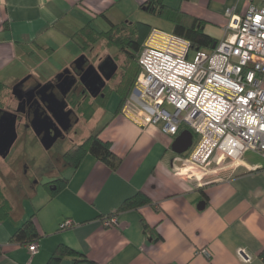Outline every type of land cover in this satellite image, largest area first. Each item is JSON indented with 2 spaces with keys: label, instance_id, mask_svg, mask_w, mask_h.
<instances>
[{
  "label": "crops",
  "instance_id": "0c3cea01",
  "mask_svg": "<svg viewBox=\"0 0 264 264\" xmlns=\"http://www.w3.org/2000/svg\"><path fill=\"white\" fill-rule=\"evenodd\" d=\"M147 1L0 0V83L11 91L24 78L47 82L72 64L65 58L76 54L75 45L80 48L76 56L89 47L96 59L111 57L97 53L102 44L111 46L101 39L87 41L81 30L102 31L94 27L100 20L108 28L121 21L146 23L149 11L142 5ZM162 3L202 21L203 31L215 42L225 36L227 8L242 14L250 3L264 5L259 0ZM93 127L120 158L118 167L86 154L75 168H65L67 175L44 186L45 194L30 187L20 196L6 197L10 210L0 220V264H46L59 244L99 264H264L258 257L264 248V163L251 164L242 157L222 177L195 182L180 176L172 137L159 126L142 125L118 107L109 113L106 105L85 124L80 137L86 139ZM32 137L30 128L23 130L22 140ZM58 178L65 181L52 186ZM138 192L150 203L118 212L117 223L105 227L103 220ZM201 201L204 205L198 208ZM30 218L40 235L36 253L28 244L11 242ZM66 219L72 226L59 229ZM59 264L73 260L66 257Z\"/></svg>",
  "mask_w": 264,
  "mask_h": 264
},
{
  "label": "built area",
  "instance_id": "2783aa9c",
  "mask_svg": "<svg viewBox=\"0 0 264 264\" xmlns=\"http://www.w3.org/2000/svg\"><path fill=\"white\" fill-rule=\"evenodd\" d=\"M225 14V36L209 54L196 50L192 60L189 52L195 49L188 40L151 29L138 53L136 81L121 106L134 121L157 125L172 138L182 125L197 136L180 160L181 170L186 162L238 165L247 151L264 158V5L250 3L242 14L227 8ZM116 223L115 216L103 220L105 227ZM71 226L66 219L59 229ZM28 247L36 253L37 241ZM239 254L247 258L244 250Z\"/></svg>",
  "mask_w": 264,
  "mask_h": 264
},
{
  "label": "flooded vegetation",
  "instance_id": "af4514ba",
  "mask_svg": "<svg viewBox=\"0 0 264 264\" xmlns=\"http://www.w3.org/2000/svg\"><path fill=\"white\" fill-rule=\"evenodd\" d=\"M89 49L87 47L68 68L62 70L60 73H65L59 78L60 73L42 84L25 81L21 89H18L19 99L11 92L13 105H0L1 112L17 114V128H30L33 132L31 140L35 145L50 151V155H46L42 160V165L48 168L60 159L63 168L59 172L70 165L68 154L73 153L82 144L83 138L80 135L83 127L103 107L102 102L105 99L106 107L111 95L110 81L116 78L118 70L111 57L96 59ZM48 93H53L54 97ZM90 112V117L87 118L86 115ZM46 115L48 117L44 118ZM31 121L34 129L29 126ZM90 131V135L97 132L95 127ZM76 139L80 141L77 142ZM65 144L70 146L65 148ZM183 155L179 156V160ZM25 173L26 171L22 170L20 180H23Z\"/></svg>",
  "mask_w": 264,
  "mask_h": 264
},
{
  "label": "trees",
  "instance_id": "16d2710c",
  "mask_svg": "<svg viewBox=\"0 0 264 264\" xmlns=\"http://www.w3.org/2000/svg\"><path fill=\"white\" fill-rule=\"evenodd\" d=\"M264 2V0H259ZM147 11L170 21L173 24L172 33L188 40L195 50L202 48H212L215 40L207 35L202 28V21L190 16L179 9L169 7L162 3V0H148L145 4ZM152 26L142 21L111 23L107 30L95 31L93 29H82V33L86 36L87 41L95 42L99 39L103 40L107 46L117 47L125 56L124 61H127V68L134 67L133 72L128 76L125 82L123 93L118 109H121L124 101L129 97L134 81L139 73V66L137 63L138 53L141 45ZM110 58V57H108ZM114 60V58H111ZM115 62V60H114ZM116 64V62H115ZM129 80V81H128ZM119 81V80H118ZM119 86L122 85L121 80ZM6 88L0 83V92L5 91ZM107 99L103 100L102 105L106 103ZM87 113L86 117H90ZM90 154L99 159L112 169H116L120 163V158L117 157L111 150L110 143L101 140L98 133L89 135L83 140L82 144L71 154H68L70 165L75 168L85 157ZM65 178L55 179L52 186L59 187L60 182H64ZM51 182L47 183L50 184ZM59 185V186H58ZM2 185L0 184V220L9 215V202L4 196ZM150 200L144 194L138 192L135 195L125 199L115 212L109 214L107 217L115 216L120 211L136 208L138 206L149 204ZM40 235L36 231L34 221L32 218L26 220L12 235L11 242L18 244H29L38 241ZM2 253V246L0 245V254ZM69 257L73 260V264H99L89 259L85 254L67 246L59 244L46 264H59L63 258ZM258 257L264 263V248L258 253Z\"/></svg>",
  "mask_w": 264,
  "mask_h": 264
},
{
  "label": "rangeland",
  "instance_id": "374dc122",
  "mask_svg": "<svg viewBox=\"0 0 264 264\" xmlns=\"http://www.w3.org/2000/svg\"><path fill=\"white\" fill-rule=\"evenodd\" d=\"M144 19L147 21V24L152 26V28L159 29L166 33H172L173 31V24L170 21L161 18L157 15H154L151 12L145 13ZM94 27L98 30H106L108 28V24L100 20L95 23ZM96 45L97 44H94V46ZM74 47V50L76 52L74 56H76L77 53H79L80 48H78L76 45ZM199 51H204L205 53L209 54L208 48H202ZM97 53L100 55L104 53L110 54L111 57L114 58L118 66V70L115 76L116 78H113L110 81L111 95L107 103V111L110 113L118 107L122 95L126 91L124 89L125 82L128 79V76L133 72L134 67L132 66L131 68H127L128 63H126L127 61H124L125 56L115 46L106 47L102 44L100 50L98 49ZM197 53L198 51L191 50L189 52L188 59L192 60ZM74 56H71L70 58H65V61H70L72 59L71 61L73 62L79 55L73 58ZM118 80H121V86H119ZM0 105H13V101L11 99V91L5 90L0 92ZM167 109L171 110L170 107H167ZM18 129L20 137H18L13 143L7 157L5 159L0 158V184L3 186L2 190L4 196L8 198L12 196H20L24 192L27 193L30 190V187H33L39 195H41L42 193L45 194L44 186H48L47 182L50 181V178H57L59 175L62 176L64 174L67 175L69 172L65 169V171L59 172V170L63 168L60 159H58L59 161H54L52 165L48 166V168L42 165V160L45 158L46 155H50V151L47 152L40 145H35L31 139L22 140L21 138L23 137V130L21 127ZM182 129H184L183 125L181 127V130ZM173 139L174 138H172V140ZM197 139V136L194 135L193 144L188 149V151L184 153L183 158L186 157L191 151ZM76 141L79 142L80 140L76 139ZM67 144H65V148L70 146ZM71 150L72 149H70V151ZM172 154L176 156L174 152ZM243 160L251 164L259 162L264 163V159L261 158L260 155L251 151H247L244 154ZM13 162L15 163L14 166ZM233 166L234 165H232L229 160L222 161L218 164L215 161H211L210 163L202 164L201 166H197L196 164H193L191 162H186L185 167L180 172V176L182 178L193 180L195 182H202L203 180H210L222 177L225 172L231 170ZM22 170H25L26 173L23 175V180H20ZM43 172L45 173V175L43 174Z\"/></svg>",
  "mask_w": 264,
  "mask_h": 264
},
{
  "label": "water",
  "instance_id": "95a60500",
  "mask_svg": "<svg viewBox=\"0 0 264 264\" xmlns=\"http://www.w3.org/2000/svg\"><path fill=\"white\" fill-rule=\"evenodd\" d=\"M143 9H146V6H143ZM214 45H215V43L212 45V48L214 47ZM64 73H65V71L60 73L58 75V78H59V76H62V74H64ZM25 81H26V78L18 81L11 88L12 94L14 96H16L17 99L20 98V95L18 93V89H21V87ZM71 82H70V85L72 84ZM70 85H69V87H70ZM43 87L45 88V86H43ZM26 91L27 90H24V92H26ZM63 94H65V93H63ZM48 95H51L52 97H54L53 93H50V94L48 93ZM56 101H58V100L56 99ZM60 107H61V109H63V106H61V104H60ZM46 117H48V115H46L44 118H46ZM32 124L33 123L31 121V123L29 124V126L31 128H33ZM16 138H17V114L13 113V112H9V111H2L1 112V109H0V158L4 159L7 157V155L9 154L10 148L12 147ZM192 142H193L192 132L189 129L184 128L173 139L172 144H171V150L176 155L180 156V155H182L188 151V149L192 145ZM177 165H179L180 167L182 166L180 160L177 162ZM203 205H204V202L201 201V202H199L197 207L202 208Z\"/></svg>",
  "mask_w": 264,
  "mask_h": 264
}]
</instances>
